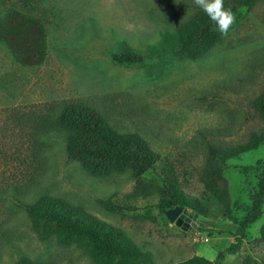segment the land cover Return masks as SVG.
Here are the masks:
<instances>
[{
    "label": "rangeland",
    "instance_id": "obj_1",
    "mask_svg": "<svg viewBox=\"0 0 264 264\" xmlns=\"http://www.w3.org/2000/svg\"><path fill=\"white\" fill-rule=\"evenodd\" d=\"M13 9L42 18L47 58L22 67L0 43V264L21 258L93 264L79 248L37 239L19 205L41 195L122 229L152 253L154 264L193 256L214 261L234 243L235 222L257 189V175L248 168L264 160L261 145L227 162L228 210L200 180L209 145L241 144L263 127L251 102L264 90V0L197 60L167 56L177 29L200 9L193 0H0V22ZM124 49L146 63L112 64L109 54ZM64 103L91 106L118 132L139 135L160 157L156 170L139 180L130 172L94 177L68 160L57 125ZM162 169L175 180L180 206L197 214L201 227L182 229L166 218ZM137 183L148 194L126 204L129 211L111 213L97 204L130 193ZM263 223L264 205L224 264H264V246L256 241Z\"/></svg>",
    "mask_w": 264,
    "mask_h": 264
},
{
    "label": "trees",
    "instance_id": "obj_2",
    "mask_svg": "<svg viewBox=\"0 0 264 264\" xmlns=\"http://www.w3.org/2000/svg\"><path fill=\"white\" fill-rule=\"evenodd\" d=\"M260 1L263 0H224L225 8H230L236 16L230 30L242 22ZM213 29V22L199 9L177 29L167 56L172 59L201 58L223 36ZM46 33L41 17L16 9L9 11L0 22V43L22 67H35L45 62ZM109 60L117 66H141L147 58L131 49H124L111 52ZM251 107L263 124L259 132H251L247 141L241 144H211L207 148L200 180L207 194L223 210H228L230 203L224 175L227 162L264 145V90L251 102ZM57 125L65 143L67 159L77 162L91 176L107 177L113 173L130 172L133 178L139 180L149 171L156 170L160 161V157L139 135L118 132L91 106L64 103L57 116ZM248 169L254 170L257 175V189L251 196V204L244 217L235 222L232 232L234 243L219 251L214 261L193 256L177 264H224L227 254L239 251L247 229L262 216L264 205V160ZM160 178L169 196L160 208L172 209L184 205L177 196V186L170 172L162 169ZM146 194L148 192L143 185L137 183L130 193H115L106 200L98 199L97 204L105 211L122 213L130 210L126 204H132ZM19 206L41 242L53 238L59 245L79 248L93 264H154L152 253L135 245L122 229L65 200L41 195L35 202ZM256 241L264 246V223ZM15 264L44 263L21 258Z\"/></svg>",
    "mask_w": 264,
    "mask_h": 264
},
{
    "label": "clouds",
    "instance_id": "obj_3",
    "mask_svg": "<svg viewBox=\"0 0 264 264\" xmlns=\"http://www.w3.org/2000/svg\"><path fill=\"white\" fill-rule=\"evenodd\" d=\"M195 6L200 8L213 22L214 31L227 36L236 16L230 8H225L224 0H193Z\"/></svg>",
    "mask_w": 264,
    "mask_h": 264
},
{
    "label": "water",
    "instance_id": "obj_4",
    "mask_svg": "<svg viewBox=\"0 0 264 264\" xmlns=\"http://www.w3.org/2000/svg\"><path fill=\"white\" fill-rule=\"evenodd\" d=\"M166 218L170 223H175L178 227L186 229L189 226L196 228L197 224L201 227L203 224L196 221L197 214H189L182 206H176L164 211Z\"/></svg>",
    "mask_w": 264,
    "mask_h": 264
}]
</instances>
